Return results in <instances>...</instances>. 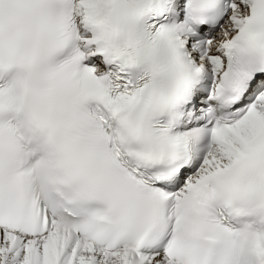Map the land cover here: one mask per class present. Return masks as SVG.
Returning a JSON list of instances; mask_svg holds the SVG:
<instances>
[{"label": "snow or ice", "instance_id": "6c2138e0", "mask_svg": "<svg viewBox=\"0 0 264 264\" xmlns=\"http://www.w3.org/2000/svg\"><path fill=\"white\" fill-rule=\"evenodd\" d=\"M0 264H264V0H0Z\"/></svg>", "mask_w": 264, "mask_h": 264}]
</instances>
